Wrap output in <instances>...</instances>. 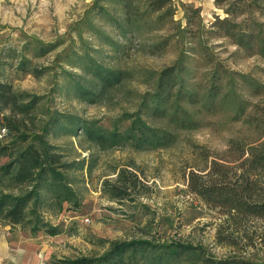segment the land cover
<instances>
[{"label": "rangeland", "instance_id": "obj_1", "mask_svg": "<svg viewBox=\"0 0 264 264\" xmlns=\"http://www.w3.org/2000/svg\"><path fill=\"white\" fill-rule=\"evenodd\" d=\"M92 1L0 0V59L14 65L16 59L3 54L9 49H14L15 55L22 54V47L29 39L56 43L45 56L30 59L31 63L48 68L40 77L0 66L2 78L14 90L39 98L35 110L24 120L28 129L39 132L50 117L63 113L108 131L124 130L131 120H122V115L134 114L143 93L151 89L154 74L176 62L188 68L194 81H203L206 70L218 62L260 86L253 94L250 87L237 82L239 96L248 101L246 114L239 119L225 110L198 116L200 126L196 129L176 130L161 121L140 117L151 127L166 128L174 137L172 142L154 149L125 145L101 150L73 126L70 134H62L56 128L45 134V140L63 155L62 159L81 162L80 169L67 172L71 201L56 204L46 194L47 200L37 207L42 221L59 231L55 235L35 232L47 245L45 264H61V259L97 258L111 241L131 239L146 240L163 249L177 240L201 247L214 258L235 255L264 261V220L249 218L239 226L230 225L227 230L235 237V244L218 242L216 233L223 231L225 225L223 211L206 205L188 190L186 182L189 171L203 174L214 162L239 172L240 163L245 165L248 159L247 152L261 144L264 147V59L257 54H246L210 27L215 16L231 19L223 12L228 0H170L171 22L160 31L144 32L123 42L119 51H113L96 36L98 29L117 39L115 32L90 10ZM187 6L198 9L190 21L186 18ZM242 17L247 22L249 18L264 21V15L257 12L234 20L238 22ZM158 36H167L168 46L159 55L148 54V43ZM84 55L105 66L125 69L131 76L111 90L102 102H82L69 90L66 73H80L74 65L76 58ZM14 133L3 137L4 131L0 129V141H13ZM5 159L1 157L0 162ZM122 168L136 173L146 185V193L120 200L102 193V182L113 180ZM257 182L263 188L264 176H259ZM21 230L30 233L28 228ZM171 264L196 263L181 259Z\"/></svg>", "mask_w": 264, "mask_h": 264}, {"label": "trees", "instance_id": "obj_2", "mask_svg": "<svg viewBox=\"0 0 264 264\" xmlns=\"http://www.w3.org/2000/svg\"><path fill=\"white\" fill-rule=\"evenodd\" d=\"M89 8L96 18L115 32L117 39H112L95 29L99 40L113 51H119L123 42L138 38L144 32L160 31L171 22L173 15L170 0H93ZM197 12V8L187 6V20L190 21ZM223 12L231 19L215 16L210 24L211 31L229 38L246 54H257L264 59V21L249 18L247 22L243 17L238 22L234 20L246 13L264 15V0H228ZM168 44L167 36H158L148 43L146 52L159 55ZM55 46L56 43L29 39L22 47L24 54L15 55L14 49L3 54V57L16 59L14 65L0 59V66L3 69L14 67L20 74L40 77L48 68L31 63L30 59L45 56ZM76 62L74 66L80 73H66L67 85L73 97L88 104L102 102L111 90L131 76L129 71L105 66L90 55L77 57ZM207 62H211L210 59ZM188 72V68L179 62L156 72L151 89L141 96L137 111L122 115V120H131L124 130L108 131L91 122L57 113L39 132L23 124L35 110L39 98L14 90L0 74V129L4 131L3 137L15 132L13 141H0V158H6L0 162V223L28 228L30 233L39 230L47 235L59 233L56 227L42 221L37 207L47 200L46 194L50 196L48 200L56 204L62 200L71 201L67 172L80 169L81 162L62 159L63 155L45 140L44 135L54 132L55 128L62 134H70V126L76 127L84 139L101 150L125 145L141 150L154 149L172 142L174 137L166 128L151 127L140 117L161 121L176 130L196 129L200 126L198 116L225 110L230 111L234 119H239L246 114L248 101L239 96L237 82L250 87L253 94L260 86L246 75L228 70L218 62L210 65L201 82L194 81ZM261 145L247 152L248 159L245 165L240 163L239 172L215 162L203 174L188 172V190L206 205L223 211L225 225L223 231L216 233L218 242L235 244V237L227 230L230 225L239 226L249 218L264 220V187L260 188L257 182L259 176H264V147ZM146 188L135 172L122 168L113 180L102 182L101 191L110 199L120 200L144 194ZM181 259L196 264H264V261L256 262L235 255L214 258L204 253L201 247L177 240L169 242L163 249L149 241L134 239L111 241L97 258L61 259L60 263L171 264Z\"/></svg>", "mask_w": 264, "mask_h": 264}, {"label": "crops", "instance_id": "obj_3", "mask_svg": "<svg viewBox=\"0 0 264 264\" xmlns=\"http://www.w3.org/2000/svg\"><path fill=\"white\" fill-rule=\"evenodd\" d=\"M9 226H0V264H45L48 249L42 237Z\"/></svg>", "mask_w": 264, "mask_h": 264}]
</instances>
